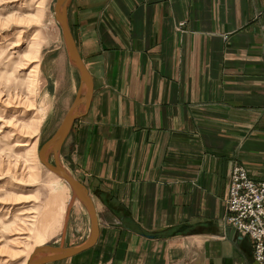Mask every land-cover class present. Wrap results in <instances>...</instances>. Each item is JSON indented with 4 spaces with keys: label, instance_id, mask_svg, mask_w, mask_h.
<instances>
[{
    "label": "crops",
    "instance_id": "1",
    "mask_svg": "<svg viewBox=\"0 0 264 264\" xmlns=\"http://www.w3.org/2000/svg\"><path fill=\"white\" fill-rule=\"evenodd\" d=\"M67 17L92 93L62 160L98 232L46 264H257L224 216L235 162L264 180V0H71Z\"/></svg>",
    "mask_w": 264,
    "mask_h": 264
},
{
    "label": "rangeland",
    "instance_id": "2",
    "mask_svg": "<svg viewBox=\"0 0 264 264\" xmlns=\"http://www.w3.org/2000/svg\"><path fill=\"white\" fill-rule=\"evenodd\" d=\"M54 4L55 0H0V264H23L41 245L79 244L90 230L85 207L72 191L66 194L63 181L38 159L39 148L60 125L79 87ZM73 124L58 161L80 181L62 160ZM238 165L247 171L235 162L230 179ZM56 205L60 209L53 214Z\"/></svg>",
    "mask_w": 264,
    "mask_h": 264
},
{
    "label": "water",
    "instance_id": "3",
    "mask_svg": "<svg viewBox=\"0 0 264 264\" xmlns=\"http://www.w3.org/2000/svg\"><path fill=\"white\" fill-rule=\"evenodd\" d=\"M69 1L70 0H55L54 17L58 21L62 29L63 40L68 58L78 72L79 87L72 101V104L67 113L64 115L60 125L55 130L53 135L49 139H47L40 147L41 153L45 157L46 162H49L47 160L49 155H52L54 158L58 156L61 146L71 128V125L76 118L80 117L86 111L92 93L91 75L78 53L76 44L67 22L66 8ZM81 105H83V111L80 112L79 107ZM53 170L57 174H60L67 181L73 195L85 207L89 217L90 230L84 241L73 246L48 244L38 247L35 252L37 253L40 251L43 253V255L39 256L34 252L35 257L32 256L31 259H29L28 264H46L49 262H54L71 257L91 247L95 243L97 238L98 225L96 211L87 188L80 181L74 178L69 172L58 168Z\"/></svg>",
    "mask_w": 264,
    "mask_h": 264
},
{
    "label": "built area",
    "instance_id": "4",
    "mask_svg": "<svg viewBox=\"0 0 264 264\" xmlns=\"http://www.w3.org/2000/svg\"><path fill=\"white\" fill-rule=\"evenodd\" d=\"M224 221L251 238L257 264H264V181L252 180L242 166L231 172Z\"/></svg>",
    "mask_w": 264,
    "mask_h": 264
},
{
    "label": "bare ground",
    "instance_id": "5",
    "mask_svg": "<svg viewBox=\"0 0 264 264\" xmlns=\"http://www.w3.org/2000/svg\"><path fill=\"white\" fill-rule=\"evenodd\" d=\"M59 154H60V151H59V153H58V156H59ZM42 155V153H41V150H40V148H39V151H38V159H39V161L44 165V166H46V168L48 169V171L49 172H51L52 174H54L56 177H59L62 181H63V184L65 185V190H66V194H69V192L71 191V188H70V186H69V184L67 183V181L60 175V174H57L53 169H63V170H65L60 164H59V161H58V156L57 157H53V161L52 162H50L48 159V161L49 162H46V160H45V157ZM44 163H46V164H44ZM66 171V170H65ZM56 195H60V197H61V194H60V192H57V193H55ZM55 194H54V197H55ZM54 197H53V200H54ZM78 201V200H77ZM79 202V201H78ZM60 209V206H55L54 208H53V214H55L58 210ZM41 246H45V245H41ZM41 246H39V247H41ZM38 248V247H37ZM36 248V249H37ZM36 249H34V251L32 252V254L27 258V259H25L24 260V262H23V264H28V261H29V259H31V257L32 256H34L35 257V255H34V252H35V250ZM36 253V252H35ZM37 255H39V256H42L43 255V253L42 252H37L36 253ZM37 257V256H36Z\"/></svg>",
    "mask_w": 264,
    "mask_h": 264
}]
</instances>
